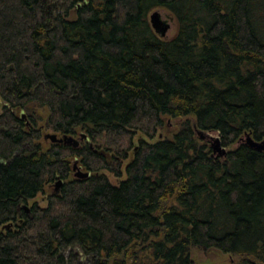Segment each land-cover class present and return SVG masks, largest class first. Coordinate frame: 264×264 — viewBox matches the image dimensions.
Masks as SVG:
<instances>
[{
	"label": "trees",
	"instance_id": "trees-1",
	"mask_svg": "<svg viewBox=\"0 0 264 264\" xmlns=\"http://www.w3.org/2000/svg\"><path fill=\"white\" fill-rule=\"evenodd\" d=\"M0 99V264H264V0H0Z\"/></svg>",
	"mask_w": 264,
	"mask_h": 264
},
{
	"label": "rangeland",
	"instance_id": "rangeland-1",
	"mask_svg": "<svg viewBox=\"0 0 264 264\" xmlns=\"http://www.w3.org/2000/svg\"><path fill=\"white\" fill-rule=\"evenodd\" d=\"M154 12H159L162 20L167 22L170 25V28L166 34V38H172L176 32H177V23L171 16V14L165 10V9H158L153 11L151 14ZM150 14V16H151ZM72 18H75V15L72 16ZM4 105L3 101L0 99V108H2ZM183 120H169L168 125L166 130L162 132V135L165 137H171L173 134L177 131L178 127L177 125ZM45 133H52L45 131ZM197 140L201 145H205L208 147V149L212 148L213 149V143H215L213 140L217 139V133H206V134H201L200 132H197ZM142 136H139L137 139L141 138ZM77 139V138H76ZM210 139V140H209ZM245 140V139H244ZM216 144V143H215ZM239 144H234L228 148H226V151H231L234 150L238 147ZM221 144H220V150H215L217 154L221 153ZM218 149V148H217ZM110 179L113 183L118 184L119 180L116 179L113 176H110ZM56 192V185H48L45 188V194L39 195L35 200L30 202V205L34 204L35 202H38L41 206H46L47 201H46V196L50 195L52 193ZM46 195V196H45ZM192 259L194 261V264H239V258L234 257L228 254H223L219 251L216 250H203L200 248H194L192 250Z\"/></svg>",
	"mask_w": 264,
	"mask_h": 264
},
{
	"label": "water",
	"instance_id": "water-1",
	"mask_svg": "<svg viewBox=\"0 0 264 264\" xmlns=\"http://www.w3.org/2000/svg\"><path fill=\"white\" fill-rule=\"evenodd\" d=\"M150 23L152 25V28L154 31L159 34L161 37H166V34L170 28V25L162 20V17L159 12H154L150 16ZM46 139L51 140L53 143H73L75 145L79 144V141L77 139H74L73 137L65 136L63 138H58L55 134H48L45 137ZM86 136L82 134V139H85ZM247 145L250 147H253L259 151H264V141L262 142H256L254 141L250 136H247L244 140ZM225 153V150L222 151ZM81 177H87V174L80 173Z\"/></svg>",
	"mask_w": 264,
	"mask_h": 264
}]
</instances>
